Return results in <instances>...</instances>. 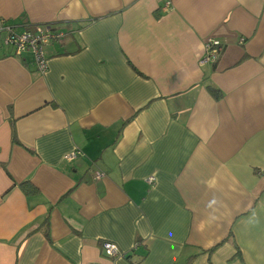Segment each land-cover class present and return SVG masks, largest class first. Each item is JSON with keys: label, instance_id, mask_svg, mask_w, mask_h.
<instances>
[{"label": "crops", "instance_id": "1", "mask_svg": "<svg viewBox=\"0 0 264 264\" xmlns=\"http://www.w3.org/2000/svg\"><path fill=\"white\" fill-rule=\"evenodd\" d=\"M49 23L44 74L0 34V264H264V0H0Z\"/></svg>", "mask_w": 264, "mask_h": 264}, {"label": "built area", "instance_id": "2", "mask_svg": "<svg viewBox=\"0 0 264 264\" xmlns=\"http://www.w3.org/2000/svg\"><path fill=\"white\" fill-rule=\"evenodd\" d=\"M4 33V43L12 48L13 54L21 55L29 52L33 64L38 72L44 74L48 69L47 57L44 53L45 45L52 41L60 40L63 33L52 24H39L31 29L17 32L12 26L0 25V34ZM242 40V39H241ZM223 43L214 37H207L203 41V53L199 60L200 64L215 63L223 51ZM79 154L78 150L65 153L63 158L67 161L74 160ZM103 173L99 170L94 172V178L100 179ZM104 256L114 258L121 255L117 245L110 241L101 243Z\"/></svg>", "mask_w": 264, "mask_h": 264}]
</instances>
